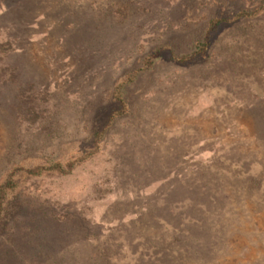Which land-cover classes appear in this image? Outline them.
Here are the masks:
<instances>
[{"label": "rangeland", "instance_id": "1", "mask_svg": "<svg viewBox=\"0 0 264 264\" xmlns=\"http://www.w3.org/2000/svg\"><path fill=\"white\" fill-rule=\"evenodd\" d=\"M0 264H264V0H0Z\"/></svg>", "mask_w": 264, "mask_h": 264}, {"label": "trees", "instance_id": "2", "mask_svg": "<svg viewBox=\"0 0 264 264\" xmlns=\"http://www.w3.org/2000/svg\"><path fill=\"white\" fill-rule=\"evenodd\" d=\"M244 15H247V16H249L247 13H242V14H239L238 15V18H240V17H243ZM223 22V20H218V21H212L211 23V25H215V24H220V23H222ZM210 30H211V28H210ZM37 169H39V170H42L41 168H37ZM56 169L57 170H59L61 173H63L64 172V169L62 168V166L61 165H58V166H56ZM38 173H39V171H38ZM2 193H1V199H4L5 198V189H2V191H1ZM2 205V204H1Z\"/></svg>", "mask_w": 264, "mask_h": 264}]
</instances>
